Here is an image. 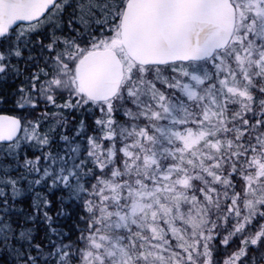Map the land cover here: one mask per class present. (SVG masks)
<instances>
[{"label":"snow or ice","instance_id":"snow-or-ice-1","mask_svg":"<svg viewBox=\"0 0 264 264\" xmlns=\"http://www.w3.org/2000/svg\"><path fill=\"white\" fill-rule=\"evenodd\" d=\"M0 264H264V0H0Z\"/></svg>","mask_w":264,"mask_h":264}]
</instances>
